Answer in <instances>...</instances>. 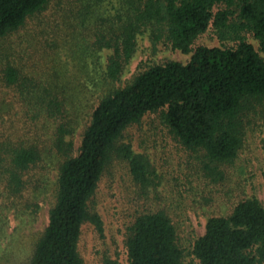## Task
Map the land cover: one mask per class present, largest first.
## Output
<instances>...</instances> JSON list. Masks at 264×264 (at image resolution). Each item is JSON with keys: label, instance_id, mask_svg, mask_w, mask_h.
Listing matches in <instances>:
<instances>
[{"label": "trees", "instance_id": "16d2710c", "mask_svg": "<svg viewBox=\"0 0 264 264\" xmlns=\"http://www.w3.org/2000/svg\"><path fill=\"white\" fill-rule=\"evenodd\" d=\"M51 2L0 0V217L36 212L49 162L57 170L49 222L25 264H84L82 226L90 222L104 232L90 201L114 155L129 162L144 191L158 186L150 159L120 140L129 126L159 110L171 134L199 155L207 178L201 191L205 232L192 253L200 264H264V204L228 182L248 129L264 119V0ZM49 9L39 34L52 38L24 41L19 32L28 18ZM211 25L235 44L195 46ZM145 36L191 58L154 62L117 85ZM61 45L69 47L66 60ZM99 56L100 76H88L96 86L104 82L107 92L89 107L76 148L87 84L75 80ZM176 215L159 203L136 217L126 237L130 264H184Z\"/></svg>", "mask_w": 264, "mask_h": 264}, {"label": "rangeland", "instance_id": "374dc122", "mask_svg": "<svg viewBox=\"0 0 264 264\" xmlns=\"http://www.w3.org/2000/svg\"><path fill=\"white\" fill-rule=\"evenodd\" d=\"M56 2L57 0H52L50 7L56 5ZM50 12L51 9L28 18L27 24L19 32L24 41L32 44L35 40L52 38V34L51 36L48 33L39 34L41 25L50 19L46 16ZM245 35L260 50L258 40L251 33ZM229 36L231 35L218 33L211 25L196 39L195 46L235 44V40L230 39ZM66 49H69L66 45L59 47L64 60L67 59V54L70 56ZM52 52L51 49L45 51L47 54ZM261 53L264 55V51ZM190 58L191 53L174 49L170 44L162 42L154 46L145 36L139 40L138 50L117 85H125L147 65L154 62L170 59L187 62ZM95 60L98 62L90 60L88 67L80 70V75L75 80L83 85L87 84L84 86V93L80 96L83 109L82 119L74 136L76 148L80 145L82 132L88 123L89 107L103 95V91L107 92L106 87L103 86L104 82L96 86L89 79V73L93 77L100 76L95 71V67L104 63V58L99 56V59ZM34 61L37 59L28 62L32 64ZM120 141L130 142L135 152L142 153L150 159L159 184L144 191L133 179L129 162L113 156L90 201L91 209L96 210L102 217L104 232L100 234L90 222L82 226L79 251L84 264H130L126 246L129 227L140 213L157 207L159 203L167 205L169 210L178 213L176 216L185 247L184 264H200L192 253V243L205 232L207 220V215L201 207L203 181L207 179L201 158L171 134L161 117L160 110L147 113L139 123L129 126ZM240 168H243L241 174H239ZM231 169L236 172L234 178L228 181L229 185H235L238 192L240 191L239 193L244 196H257L264 204V119H259L248 129L244 147ZM56 174V167L49 162L44 175V184L37 192L36 212L33 207L19 213L14 211L3 213L2 216L7 215L8 220L0 217V264H25L31 258L37 239L49 222Z\"/></svg>", "mask_w": 264, "mask_h": 264}]
</instances>
